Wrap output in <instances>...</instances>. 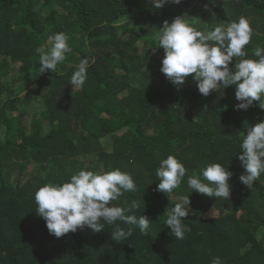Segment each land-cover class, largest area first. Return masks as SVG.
Here are the masks:
<instances>
[{"label":"trees","instance_id":"obj_1","mask_svg":"<svg viewBox=\"0 0 264 264\" xmlns=\"http://www.w3.org/2000/svg\"><path fill=\"white\" fill-rule=\"evenodd\" d=\"M213 2L153 9L148 0H0V264H211L214 257L264 264V174L247 188L238 159L241 133L264 119V110L258 102L237 110L235 86L205 97L189 76L178 89L160 71L165 53L153 40L177 16L201 31L244 16L253 30L245 51L251 57L264 47V0ZM61 31L72 51L56 73H39L37 48L50 47L49 37ZM83 58L90 61L87 78L72 88ZM168 155L187 175L165 194L155 172ZM213 162L233 173L228 201L187 186L188 175ZM115 168L130 173L137 190L112 203L128 209L136 200L139 207L125 214L147 216L148 235L103 220L101 232L50 234L35 213L38 187L80 169ZM188 195L187 230L177 239L165 221ZM116 225L131 236L113 241Z\"/></svg>","mask_w":264,"mask_h":264},{"label":"clouds","instance_id":"obj_2","mask_svg":"<svg viewBox=\"0 0 264 264\" xmlns=\"http://www.w3.org/2000/svg\"><path fill=\"white\" fill-rule=\"evenodd\" d=\"M167 2L179 4L181 0H148L153 9H161ZM208 11L212 12L210 8ZM212 15L215 13L212 12ZM183 17L177 16L171 22L165 20L153 35L158 47L164 49L160 71L165 77L179 89L186 78L191 76L199 93L205 97L218 87L226 89L235 86V98L239 101L235 106L237 110L247 111L249 107L255 106V102L264 110V47L256 46L251 57L245 51L253 31L248 19L241 16L236 21L201 31L187 23ZM68 40L66 33L57 32L49 37L50 47L37 48L39 73L46 70L56 73L57 65L72 51ZM233 57L237 60L230 68ZM89 66L88 58L80 60L70 78L72 88L84 85ZM241 136L238 159L244 172L239 179L247 188H251L264 174V119L247 127V133L242 132ZM155 175L159 181L157 190L168 194L184 181L187 170L174 155H168L160 161ZM232 175L227 167L213 162L202 168L198 176L188 175L187 186L192 190L191 193L228 201ZM136 190L133 176L119 168L102 172L80 169L67 181L38 187L34 193L37 205L35 213L45 220L49 233L57 238L84 227L93 232H101L104 230L100 223L102 220L108 224L121 221L135 225L142 234L148 235L150 219L147 216L125 214L139 207L136 200L131 202L128 209L112 203L126 192ZM189 205V195L182 197L167 215L166 227L170 228L177 239H183L187 230L182 221L189 213ZM131 234L132 229L125 230L116 225L111 238L121 242ZM211 264L223 262L220 257H214Z\"/></svg>","mask_w":264,"mask_h":264}]
</instances>
